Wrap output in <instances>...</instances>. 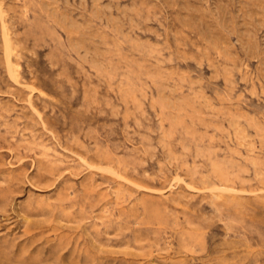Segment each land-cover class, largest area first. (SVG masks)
I'll return each instance as SVG.
<instances>
[{
    "label": "rangeland",
    "instance_id": "rangeland-1",
    "mask_svg": "<svg viewBox=\"0 0 264 264\" xmlns=\"http://www.w3.org/2000/svg\"><path fill=\"white\" fill-rule=\"evenodd\" d=\"M0 264H264V0H0Z\"/></svg>",
    "mask_w": 264,
    "mask_h": 264
},
{
    "label": "bare ground",
    "instance_id": "bare-ground-1",
    "mask_svg": "<svg viewBox=\"0 0 264 264\" xmlns=\"http://www.w3.org/2000/svg\"><path fill=\"white\" fill-rule=\"evenodd\" d=\"M60 2V1H59ZM48 3V2H47ZM132 7V6H131ZM135 7V6H134ZM87 8V7H86ZM130 8V7H129ZM119 9V8H118ZM74 10V9H73ZM107 17V16H106ZM56 19V18H55ZM117 21H119V20H117ZM66 25V24H65ZM114 25V24H113ZM78 27V26H77ZM89 28V27H88ZM79 32V31H78ZM88 35V34H87ZM128 35V34H127ZM72 37V36H71ZM71 40V39H70ZM74 40V39H73ZM76 42V41H75ZM85 44V43H84ZM83 46V45H82ZM10 60V59H9ZM13 66V65H12ZM14 70V69H13ZM13 76V75H12ZM164 94V93H163ZM165 105H167V104H165ZM167 109V108H166ZM183 118V117H182ZM242 129H244V128H242ZM257 130H258V128H257ZM238 131H240V130H238ZM237 133V132H236ZM243 133V132H242ZM240 134V133H239ZM242 135V134H241ZM244 137V136H243ZM239 138V137H238ZM263 138V137H262ZM252 159V158H251ZM258 163V162H257ZM184 165V164H183ZM187 165V164H186ZM188 166V165H187ZM113 177V176H112ZM202 177V176H201ZM178 180V179H177ZM206 181V180H205ZM200 190V189H199ZM226 190V189H225ZM213 192V191H212Z\"/></svg>",
    "mask_w": 264,
    "mask_h": 264
}]
</instances>
